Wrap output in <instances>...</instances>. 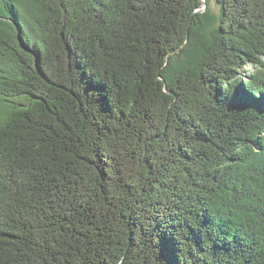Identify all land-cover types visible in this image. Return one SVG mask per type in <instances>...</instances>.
I'll return each mask as SVG.
<instances>
[{
    "label": "trees",
    "instance_id": "1",
    "mask_svg": "<svg viewBox=\"0 0 264 264\" xmlns=\"http://www.w3.org/2000/svg\"><path fill=\"white\" fill-rule=\"evenodd\" d=\"M0 0V264H264V0Z\"/></svg>",
    "mask_w": 264,
    "mask_h": 264
},
{
    "label": "rangeland",
    "instance_id": "2",
    "mask_svg": "<svg viewBox=\"0 0 264 264\" xmlns=\"http://www.w3.org/2000/svg\"><path fill=\"white\" fill-rule=\"evenodd\" d=\"M210 7H211V10L214 14L218 15L219 14V6L215 3L214 0H211L210 2Z\"/></svg>",
    "mask_w": 264,
    "mask_h": 264
},
{
    "label": "water",
    "instance_id": "3",
    "mask_svg": "<svg viewBox=\"0 0 264 264\" xmlns=\"http://www.w3.org/2000/svg\"><path fill=\"white\" fill-rule=\"evenodd\" d=\"M202 9L201 11L204 12L206 10V3H205V0H202Z\"/></svg>",
    "mask_w": 264,
    "mask_h": 264
}]
</instances>
